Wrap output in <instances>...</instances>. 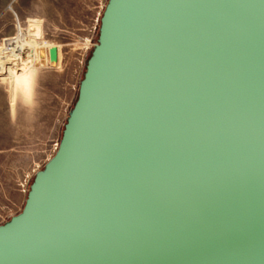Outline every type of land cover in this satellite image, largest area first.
<instances>
[{
	"label": "water",
	"instance_id": "obj_1",
	"mask_svg": "<svg viewBox=\"0 0 264 264\" xmlns=\"http://www.w3.org/2000/svg\"><path fill=\"white\" fill-rule=\"evenodd\" d=\"M0 264H264V0H107Z\"/></svg>",
	"mask_w": 264,
	"mask_h": 264
},
{
	"label": "rangeland",
	"instance_id": "obj_2",
	"mask_svg": "<svg viewBox=\"0 0 264 264\" xmlns=\"http://www.w3.org/2000/svg\"><path fill=\"white\" fill-rule=\"evenodd\" d=\"M106 2L0 0V225L21 212L35 173L56 152ZM15 47L31 50L24 62L10 60Z\"/></svg>",
	"mask_w": 264,
	"mask_h": 264
},
{
	"label": "bare ground",
	"instance_id": "obj_3",
	"mask_svg": "<svg viewBox=\"0 0 264 264\" xmlns=\"http://www.w3.org/2000/svg\"><path fill=\"white\" fill-rule=\"evenodd\" d=\"M29 51L31 50L30 49L27 50V48L24 47H15V48H10L7 51V55L9 56L10 60L13 62H21V61L24 62L23 58L26 56L27 53H29ZM44 65L45 63L41 61L40 66L44 67Z\"/></svg>",
	"mask_w": 264,
	"mask_h": 264
}]
</instances>
